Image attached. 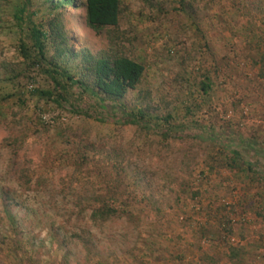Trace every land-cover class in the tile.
Wrapping results in <instances>:
<instances>
[{
  "label": "rangeland",
  "instance_id": "rangeland-1",
  "mask_svg": "<svg viewBox=\"0 0 264 264\" xmlns=\"http://www.w3.org/2000/svg\"><path fill=\"white\" fill-rule=\"evenodd\" d=\"M59 1L0 0V264H264L261 4L203 0L195 4L200 18L194 24L181 16V0H157L156 7L150 4L156 0H122L120 26L133 40L129 52L146 67L123 103L170 114V125L178 127L173 135L196 124L228 131L243 139L234 140L240 143L236 158L219 150L227 143L222 138L161 141L152 131L145 135L134 126L72 114L28 94L26 89L51 85L18 52L31 23L67 37L62 60L71 71L78 63L74 53L106 47V33L86 26L76 2ZM206 76L212 83L203 93L197 82ZM88 138L101 147L94 153H114L127 165L121 190L130 195V215L100 226L60 215L72 207L70 165ZM25 168L33 185L21 178ZM39 179L50 181L37 187ZM3 189L17 196L6 206Z\"/></svg>",
  "mask_w": 264,
  "mask_h": 264
},
{
  "label": "trees",
  "instance_id": "trees-1",
  "mask_svg": "<svg viewBox=\"0 0 264 264\" xmlns=\"http://www.w3.org/2000/svg\"><path fill=\"white\" fill-rule=\"evenodd\" d=\"M202 1L181 0L179 3L181 16L188 15V19L195 24L200 18L195 4ZM250 1L248 0V2ZM59 2L63 4L76 2L84 11L86 26L97 35L103 32L106 33V47L98 53H91L88 50L74 53L73 57L78 60V63L74 67V71H71L70 67L62 60V57L68 51L66 50L67 37L57 28L51 27L48 30L43 25L31 23L28 26L26 37H21L19 40L18 52L25 59V64L43 74L51 85L47 88L33 87L26 89L28 94L36 96L39 100L63 106L72 114H79L78 112H80L96 121H103L104 119L113 124L134 126L137 130H144L145 135L152 131V134L161 137V141L170 138H190L200 140L199 142H216L219 138H222L227 143H224L219 150L224 152L228 150V153H231L233 157L240 158V143L234 141L238 137L233 136L228 131H220L214 127H209L206 130L203 126L196 124L188 129L182 128L178 135H173V128L178 127L170 125L173 119L170 114H152L153 112H149L147 107H128L123 103L122 100L125 95L139 87L146 67L143 62L133 58L129 52L128 46L132 44L133 40L128 32L122 30L120 26L124 14L122 0H60ZM158 3L160 1L157 0L156 3L150 2L152 6L155 5L154 7ZM234 3L239 4L238 0H233L232 4L235 5ZM262 3V0H252L251 5H263ZM261 5L259 11L261 15H264V8L262 9ZM247 6H249L248 3ZM245 10L248 12L247 9ZM19 12L22 13L23 10H19ZM15 16L18 18L17 14ZM187 27L189 26L187 25ZM261 36L263 37V35ZM51 49L53 53L49 54ZM258 50V60L264 63V52L260 47H258ZM3 68L7 70L4 65ZM258 70V77L264 80V64L259 66ZM211 83V78L206 76L205 79L197 82V86H199L201 92L207 93ZM22 96L23 94H19L17 97L20 99ZM141 98H144V96ZM85 100H87V103H85ZM84 104L89 106L82 108ZM90 108L94 109V114L88 113ZM186 109L188 112L191 111L190 106H187ZM87 140L85 146L82 147L83 151L80 153V157H77L70 165L72 178L68 180V187L70 188V196H72V207L60 213V215L63 216L66 222L75 216L78 220H85L86 218L91 224L100 226L111 220L130 215L125 209L130 195L121 190L127 165H124V161L116 158V155H113L114 153H106L105 158H102L94 153L95 150L101 148L99 144L89 138ZM248 143H250V139L246 140L245 145H248ZM97 156L100 158L98 161H96ZM236 158L232 159L234 164H236ZM92 160H95L96 163L94 164ZM242 164L249 163L245 161ZM238 169L243 171L241 167ZM26 171L27 168L21 171L23 172L21 178H25L24 183L33 185L34 183H32ZM94 174L96 177H93L96 181L99 179L98 183L102 184V187L96 186L98 183L92 179ZM43 180L39 179L37 181V187L45 186L50 181L47 179L45 184L40 183ZM1 194L4 206L9 203L11 198L16 200L17 197L10 190L3 189ZM66 196L63 198L65 199ZM193 196H196V193H193ZM78 206L81 207L75 209ZM9 219L14 223L13 217L9 216ZM230 222L233 223V220H227L226 224L228 223V225H224L226 235L229 233ZM74 236L81 239L86 246L92 245L90 238L88 240L86 237L77 234Z\"/></svg>",
  "mask_w": 264,
  "mask_h": 264
}]
</instances>
